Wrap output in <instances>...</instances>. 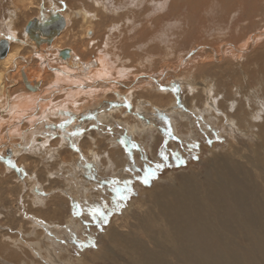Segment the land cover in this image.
Segmentation results:
<instances>
[{"label": "bare ground", "instance_id": "obj_1", "mask_svg": "<svg viewBox=\"0 0 264 264\" xmlns=\"http://www.w3.org/2000/svg\"><path fill=\"white\" fill-rule=\"evenodd\" d=\"M24 1L26 0L18 2L10 0L7 9L2 7L0 1L4 18L3 22H0V40H6L9 44L8 54L0 59V149L10 145L15 130L20 127L30 130L37 119L45 116L50 119L58 111H62L58 119L69 117L67 123L64 118L58 121L59 124L64 125L59 126L60 131L65 129L70 133L72 127L67 125L72 120V113L67 112V114L65 111L77 110L84 101L97 99L93 98V95L105 90L106 87H115L113 91L125 101L124 96L134 91L135 103L139 105L143 103L142 105L150 106L152 110L156 107L166 108L159 111L173 115L175 104L171 96L166 95V91V94L156 92L162 87L167 88V85L174 86L172 82H146V79L139 77L127 82H105L103 77L106 73L99 69L95 70L93 75L86 76L91 79L89 82L79 81L86 73L92 72L91 67L95 65L96 57L92 55L87 61L78 58L73 50L74 44L86 42L85 47L100 49L105 43V38L109 37L110 47L114 50L122 49V38L131 19L127 9L130 0H111L116 5H120V9L127 10L123 16L118 15V19H114V15L116 16L114 7L110 11L112 16L108 15L109 11H106L108 0H66L69 6L60 2L57 7L54 3L56 0H36L41 1L40 4L45 3L49 8L45 10L47 15L37 17L40 7V4H37L34 17L27 20L23 26L19 22L20 17L34 8L31 2L25 4ZM172 5L171 0L170 6ZM53 8L58 10L53 11ZM234 11L240 12V7H236ZM50 13H58L63 17L64 28L50 44L40 48L41 44L37 45L35 41V43L31 41L32 38L25 32V27L29 22L48 20V29L52 30L56 22L50 19ZM249 27L250 24L245 23L242 29L244 34L238 36L240 37L238 43L244 39V44L231 47V57H237L242 52L254 51L253 39L257 37L245 33ZM215 30L218 34H215L216 37L224 31L222 27ZM35 32H38L36 27ZM92 32L93 36H91ZM261 34L264 32L262 31ZM8 36H12L13 39H6ZM36 47L39 49L37 50ZM175 47L174 44L164 46L159 54L163 57H168L170 53L176 54ZM30 49L41 60H37L34 64L39 71L46 74L43 82L38 71L29 66V63L33 62L24 54ZM44 50L46 53L42 52ZM65 50L71 51L70 56L60 59L59 51ZM201 52H198L199 56L218 60V64L227 68L229 56L226 55L225 44L217 47L207 46ZM79 54L82 55V52ZM102 65L103 63L99 64L100 67ZM87 68H90L88 72ZM122 68L128 70L125 66ZM9 71H11L10 75H16L17 80L24 86L25 82L26 88L36 91L29 92L18 85L14 94L6 92L5 82H8ZM174 72L167 70L164 75L168 73L171 78L179 81L178 84L174 83L178 87L179 84L187 85L194 93H202L205 96L206 100L201 106L195 99L198 110L202 113L207 112L214 103H217L219 104L217 108L225 110L224 115L228 117L230 128L234 125L242 126L244 133L254 137L255 144L245 145L246 148L243 149L246 155L231 147L226 152L205 157L199 170H190L188 173L165 178L160 187L150 193V198L137 202L138 205L133 211L130 204L122 218L116 219V232L112 231L106 242L115 247V252H103L100 257L95 258L84 255L80 261L76 260L74 263L67 251H61L63 249H60L59 243H52L53 235L60 237L57 232L59 226L68 230L70 227L67 223L75 226L78 222L73 214L67 212L70 199L67 197L60 199L57 194H53L48 199L37 198L34 193L30 196V185L26 184L27 190L22 197L23 207L13 210L8 206L9 202L19 198L22 187L16 182H11L12 177L16 175L12 176L8 173L0 177V210L3 211L0 212V257L3 264H49L53 255L60 264H93L96 260L116 264L118 249L120 251L116 260L122 256L127 264H264V82L262 84L257 82L256 86L246 83L249 89L245 92H242L239 84L233 85L235 86L233 91L226 95L218 89L216 82H195L193 76L191 78L192 73L175 75ZM52 73H54L53 77ZM132 74L137 76L138 73ZM73 78H76L77 82L65 81ZM15 83L13 82V86ZM34 85L38 86L35 89L30 88ZM145 88L149 90L144 91ZM57 93L60 95L55 96ZM157 96L165 98L166 104L158 105L155 101ZM106 97L109 98L110 95ZM111 98L114 99L112 96ZM128 98L131 100L130 97ZM109 105L117 108L120 102L114 101ZM86 108L87 106H83L80 111L84 110L86 114ZM92 109H88V112L90 113ZM92 112L90 118L96 113L95 110ZM120 114L122 115V111ZM65 130L59 132L58 137L49 142V146L52 147L49 149L58 159H54L53 165L60 163L65 166L66 173L73 178L76 175V167L78 169L84 159H88L92 165H97L103 173L109 169L116 171L125 167L123 152L118 148L110 149L104 141L95 139L92 133L85 134L87 136L80 141L83 156L77 159L71 154L72 145L62 148L63 143L67 141ZM137 132L141 130L138 129ZM235 157L242 161H236ZM19 162L25 165L26 172L35 176L33 180L37 181L44 192H52L60 187L62 181L48 178L52 169L56 168L51 164L43 165L38 155L28 154L21 157ZM3 163L9 165L6 160H3ZM0 174H4L2 165H0ZM7 181H10L11 185L4 187ZM70 182L71 186H74V182ZM44 183L47 185L43 186ZM75 183L81 186L84 194L92 195V187L88 179L78 177ZM21 211L23 214H19Z\"/></svg>", "mask_w": 264, "mask_h": 264}, {"label": "rangeland", "instance_id": "obj_2", "mask_svg": "<svg viewBox=\"0 0 264 264\" xmlns=\"http://www.w3.org/2000/svg\"><path fill=\"white\" fill-rule=\"evenodd\" d=\"M0 1L2 7L7 9L10 0ZM12 1L18 2L19 0ZM172 1L173 5L170 6L171 0H130L127 9L130 12L131 19L122 38L123 46L120 50H114L108 45L109 37L105 38V43L100 49L92 46L85 47L86 42L74 44L73 46L76 56L84 61L90 60L92 55L96 57L94 60L95 65L91 67L92 72L81 77L80 82L82 80L89 82L91 79L86 76L93 75L95 70L99 69V71L106 73V76L103 77L105 82H127L130 79L136 80V77H139V79H146V82H172L171 84L174 85H167V88L163 89L164 92L162 90L156 91L159 93H165L166 91L167 94H165L171 96L172 102L175 104V109L172 111L173 115L165 113V111H162L164 113L160 112L161 109L165 110L166 108L159 109L156 107L152 110L150 106L142 105L143 103L141 105L135 103L134 91L124 96L126 102L113 91L115 87H106L105 90L98 91L93 95V98L97 99L84 101L77 110L65 111L66 113H72V120L67 125L72 127L69 132H77L78 134L70 135L66 132L67 130L63 129L67 140L63 143V149L72 145L70 147L71 154L77 159H81L83 155L80 141L92 133L95 139L104 141V144L110 149L118 148L123 152L124 168L116 171L109 169L106 170V173H103L97 165H92L88 159H84L78 169L76 167V175L73 178L69 173H66L65 166L60 163L59 165H53L54 159H58L51 150L52 147L49 146V142L58 137L59 132H63V130L60 131L59 126L61 124L58 122L64 118L58 119L62 111L56 112L50 119L46 116L37 119L30 130L22 127L15 130L13 138L9 142L10 145L0 149V165L4 170V174H0V177H4L8 173L12 176L16 175L10 181L16 182L22 187L19 196L21 198L17 197V200L14 199L9 202L8 206L13 210L23 207L22 197H24V192L27 190L26 184L30 185V196L34 193L37 198L48 199L53 194H57L60 199L63 197L70 199L67 212L73 214L78 222L75 226L67 223L70 227L68 230L59 226L57 232L60 237L53 235L54 240L52 243H59L60 249H63L61 251H67L70 254V259L74 260L73 263L76 260L80 261L84 255L95 258L100 257L103 252H115V247L106 244V242L108 235L112 231L116 232V219L118 217L122 218L130 204L133 211L138 205L137 202L150 198V193L155 188L160 187L165 178L188 173L190 170H199V168H202L201 163L204 162L205 157L218 152H226L231 147L240 150L242 155H246V152L243 151L246 148L245 145L253 146L256 142L253 136H249L242 131V126L234 125L233 128H230L228 117L224 115L225 110L217 108L219 104L214 103L212 108L202 113L196 108L195 99L201 106L203 101L206 100L205 96L202 93H194L192 88L187 85L180 86L179 84L178 87L177 82L179 81L171 78L168 73L165 76L164 73L167 70H174L175 75H178V73L190 75L192 73L191 78L193 76L192 79L195 82H216L218 89L225 92L226 95L228 92L233 91L235 88L233 85L239 84L242 92H245L249 89L248 85L256 86L257 82L262 84L264 82V34H261V32H264V0H176L175 3L174 0ZM28 2H31L34 8L20 17L19 22L23 26L27 20L34 17L35 10H37L36 5L40 4L41 1H24L25 4ZM60 2L69 6L66 0H56L54 2L56 7ZM241 4L242 6H240ZM112 7L116 9L114 19L126 14V9H120V5L108 0L106 1L108 15L112 16L110 12ZM236 7H240V12L234 11ZM47 9L49 8L46 7L45 3L40 4L37 17H44V11ZM60 9L66 11L64 8ZM53 10L57 11L58 8H53ZM1 12L0 9V22L2 23L4 18ZM245 23L250 24L245 33L254 34L257 37L253 39L254 51L251 50L250 53L242 52L237 57H231L230 51L233 46L244 44V39L238 43L240 39L238 36L244 34L242 29H244ZM218 27H222L224 31L223 34L220 33V36L216 37L218 34L215 33V29ZM91 36H93V32ZM31 41L34 42L32 39ZM172 44L176 46V54L170 53L168 57L159 54L162 52V47L171 46ZM223 44H225L226 55L229 56L227 68L222 64H218V60L205 59V56L198 55V52H201L204 47H217ZM42 46L46 47V44H41L40 48ZM36 49L39 48L36 47ZM42 52L46 53L45 50ZM79 52H82V55ZM24 54L33 62L29 63V58L27 59L31 69L38 71L41 82H43L46 74L39 71L34 64L37 60L41 61L40 58L36 57L31 49L25 51ZM25 55L21 56L26 57ZM101 63L103 65L100 67L99 64ZM22 65L24 64L22 63ZM123 66L127 67L128 70H124ZM89 69L87 68V72ZM46 70L51 73L48 69ZM132 73L138 74L134 76ZM10 74L11 71L7 72V75H9L8 82L11 81L10 83L5 82L6 92L14 94L18 85L29 92L36 91L29 90L21 81L17 80L16 75ZM72 74H74L73 71ZM51 76L53 77L54 73ZM73 79L65 81L77 82V79L74 81ZM188 80L190 81V79ZM13 82L18 83L13 86ZM251 88L256 89L255 87ZM146 90L149 89L145 88L144 91ZM59 95L60 93L55 94V96ZM108 95H110L109 98L106 97ZM111 96L114 97L113 100ZM114 101L120 102V106L112 108L109 104ZM155 101L158 105L166 104V99L159 96L155 98ZM141 102L143 101L141 100ZM83 106H87L86 114H84V110L80 111ZM91 108L93 109L89 113L88 109ZM93 110L96 113L94 117L90 118L89 116L93 114ZM121 111L122 115L120 114ZM68 118H64V120L68 121ZM56 119L58 120L56 121ZM138 129L141 132H137ZM194 145L198 146L194 147ZM161 152L167 156V161L162 159ZM28 154H36L43 165L51 164L56 168L55 170L52 169V174L50 173V176L47 175V177L51 180L62 181V185L60 184L58 189L52 192H44L37 181L33 180L35 176L26 172L25 165L20 163L19 159ZM174 154L179 159H174ZM1 159L4 161L11 160L12 164L7 165ZM234 159L238 162L242 161L237 157ZM157 163H165L166 166L158 171L157 178L151 179L147 185L143 184L138 178L144 176L143 169ZM78 177H85L89 180L90 187H92L91 196L84 194L81 186L75 183ZM69 180L74 182V186H71ZM113 180L120 183L118 185L113 184L111 183ZM10 181H7L4 187L10 186ZM125 181H131L128 186L131 192L127 193L128 198L126 201L120 202L123 206L117 210V202H114L112 189L117 186L124 188L123 182ZM46 185V183L43 184V186ZM69 187L70 189H68ZM57 191L62 193L58 194ZM6 196L7 194L4 195V197ZM85 201L88 205L103 208L107 216V222L104 223L99 218H92L87 213L76 215L75 213L79 211L76 206L78 204L84 206ZM0 212L3 211L0 210ZM19 214H23V212L21 211ZM93 242L94 247H81L82 244L90 245ZM119 251L120 249H118V253ZM116 258V264H127L122 256H119V260H116ZM49 264H60V262L53 255ZM93 264H111V262L96 260Z\"/></svg>", "mask_w": 264, "mask_h": 264}, {"label": "snow or ice", "instance_id": "obj_3", "mask_svg": "<svg viewBox=\"0 0 264 264\" xmlns=\"http://www.w3.org/2000/svg\"><path fill=\"white\" fill-rule=\"evenodd\" d=\"M6 39L11 40V39H13V37L8 36V37H6ZM161 90L163 91V87L161 88ZM65 123H67V121H65ZM63 126H64L63 124L60 125V127H63ZM76 134H78V133L77 132L70 133V135H76ZM173 138L177 139L176 137H173ZM196 146H198V145H194V147H196ZM161 157L164 161H167V156L163 152H161ZM174 159H179V157L174 154ZM8 163L12 164V161L9 160ZM165 166H166L165 163H157L154 166H147L143 169L144 176L138 177V178L141 180V182L143 184L147 185L150 183L151 179L157 178L158 171L163 169V167H165ZM111 183L118 185L120 182L113 180V181H111ZM123 183L125 185L124 188L117 186V187H114L112 189V191L114 193V202H117V210L119 209V207L123 206V204L120 202L126 201V199L128 198L127 193L131 192L130 187H128L130 185L131 181H125ZM76 207H77V209H79V211H77L75 213L76 215H83L84 213H87L92 218H99V219L103 220L104 223L107 222V216H106L103 208H101L99 206L88 205L87 201H85L84 206H81L78 204ZM83 246L94 247L95 244L93 242L90 245H83L82 244L81 247H83Z\"/></svg>", "mask_w": 264, "mask_h": 264}, {"label": "water", "instance_id": "obj_4", "mask_svg": "<svg viewBox=\"0 0 264 264\" xmlns=\"http://www.w3.org/2000/svg\"><path fill=\"white\" fill-rule=\"evenodd\" d=\"M50 19H54L56 24L51 28L52 30L48 29V20L45 21H34L29 22L25 27V32L28 34L30 38H32L37 45L39 44H50L51 40L62 31L64 28V19L62 16H60L58 13H50ZM38 30V32H35V27ZM45 38L46 40H44ZM9 50V44L6 40H0V59H3L7 54ZM63 51V50H62ZM59 51V58L65 59V57L70 56L71 51L65 50L64 52ZM25 86L27 87L26 83L24 82ZM38 85H35L34 87H30L32 89H35Z\"/></svg>", "mask_w": 264, "mask_h": 264}, {"label": "crops", "instance_id": "obj_5", "mask_svg": "<svg viewBox=\"0 0 264 264\" xmlns=\"http://www.w3.org/2000/svg\"><path fill=\"white\" fill-rule=\"evenodd\" d=\"M50 9H51V8H50ZM52 10H53V9H52ZM53 11H54V10H53ZM44 14H45L44 16H46V15H47V12H46V11H44ZM34 82H35V81H34ZM34 86H35V85H34ZM34 86H33V87H34Z\"/></svg>", "mask_w": 264, "mask_h": 264}]
</instances>
